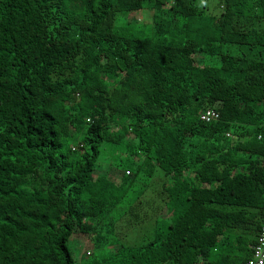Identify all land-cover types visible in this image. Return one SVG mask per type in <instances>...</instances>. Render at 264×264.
Here are the masks:
<instances>
[{
  "label": "trees",
  "instance_id": "trees-1",
  "mask_svg": "<svg viewBox=\"0 0 264 264\" xmlns=\"http://www.w3.org/2000/svg\"><path fill=\"white\" fill-rule=\"evenodd\" d=\"M263 222L264 0H0V264H244Z\"/></svg>",
  "mask_w": 264,
  "mask_h": 264
},
{
  "label": "built area",
  "instance_id": "built-area-1",
  "mask_svg": "<svg viewBox=\"0 0 264 264\" xmlns=\"http://www.w3.org/2000/svg\"><path fill=\"white\" fill-rule=\"evenodd\" d=\"M217 113L212 109H208L200 114L203 121H209L216 118ZM252 254L244 264H264V222L258 234L257 243L252 247Z\"/></svg>",
  "mask_w": 264,
  "mask_h": 264
},
{
  "label": "rangeland",
  "instance_id": "rangeland-1",
  "mask_svg": "<svg viewBox=\"0 0 264 264\" xmlns=\"http://www.w3.org/2000/svg\"><path fill=\"white\" fill-rule=\"evenodd\" d=\"M214 0H209V5L210 6H213L215 4V1L213 2ZM210 8V7H209ZM157 173H160V172H157ZM157 176V175H156ZM154 183H156V179H154ZM161 182H163V180L161 179V181L159 180L158 181V184H160ZM132 239H130L129 241H131ZM79 241V240H78ZM75 241L73 239H71V241H69V247H70V250L72 252V255L73 257L76 259V261H81V260H84V258L86 257L85 255L83 254H87L88 251H90V248H85L84 244V240H81V241ZM85 241H90V238H85ZM93 250V248H92ZM95 252V250H93Z\"/></svg>",
  "mask_w": 264,
  "mask_h": 264
}]
</instances>
